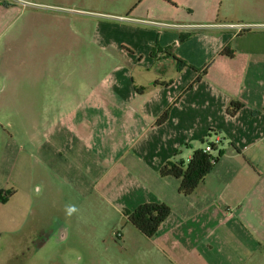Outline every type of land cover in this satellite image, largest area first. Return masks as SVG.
<instances>
[{
    "label": "crops",
    "instance_id": "obj_1",
    "mask_svg": "<svg viewBox=\"0 0 264 264\" xmlns=\"http://www.w3.org/2000/svg\"><path fill=\"white\" fill-rule=\"evenodd\" d=\"M151 3L155 16L160 9L162 17L134 12L109 15L124 21L103 18L96 23L99 45L113 48L119 65L104 78L98 93L82 85L75 97L69 85V136L86 142L90 150L100 116L116 121L117 135L130 139L122 151L137 157L144 169L139 174L135 164L127 170L117 164L113 169L130 183L118 188L113 175L114 197L109 202L116 210L133 211L145 203L171 208L149 239L169 264H260L258 258L264 260V20L235 22L233 0ZM225 47L233 51V58L221 55ZM170 57L185 64L176 61L168 69L160 60L171 64ZM129 66H143L155 76L146 84L135 82ZM232 102L241 108L230 117ZM168 108L167 121L155 126ZM207 137L220 142L213 155L220 151L221 157L195 192L182 196L179 181L161 178L159 168L177 160V155L188 162ZM121 138L115 143L120 149Z\"/></svg>",
    "mask_w": 264,
    "mask_h": 264
},
{
    "label": "rangeland",
    "instance_id": "obj_2",
    "mask_svg": "<svg viewBox=\"0 0 264 264\" xmlns=\"http://www.w3.org/2000/svg\"><path fill=\"white\" fill-rule=\"evenodd\" d=\"M233 3L235 22L264 20V0ZM0 5V264H169L128 222L124 213L132 210H116L109 202L113 175L118 188L130 183L114 167L135 164L139 174L144 169L122 151L130 139L117 135L116 121L100 116L90 150L69 136V85L75 97L82 85L98 93L119 65L113 48L99 45L96 23L134 12L157 18L162 11L156 9L155 16L151 0ZM166 60H160L166 68L177 63L175 57L168 59L171 64ZM128 68L138 83L154 75L143 66ZM120 138L121 149L115 146ZM176 159L187 162L181 155ZM69 205L77 208L71 216Z\"/></svg>",
    "mask_w": 264,
    "mask_h": 264
},
{
    "label": "trees",
    "instance_id": "obj_3",
    "mask_svg": "<svg viewBox=\"0 0 264 264\" xmlns=\"http://www.w3.org/2000/svg\"><path fill=\"white\" fill-rule=\"evenodd\" d=\"M248 30L242 31L247 33ZM222 56L233 58L234 53L229 47H225L221 51ZM180 64H185L183 61L175 58ZM199 81L197 78L190 84L186 91H189ZM241 108V104L232 102L227 110L230 117L236 115L237 111ZM170 108L166 109L163 114L157 119L155 126L164 124L169 117ZM203 148L194 150L187 163L181 160H168L158 171L161 178H173L179 181L178 192L182 196L192 195L198 186L203 182L204 178L211 172L216 162L221 157V152L218 151L217 156L214 152L220 146V142H211L209 137L201 141ZM208 145L211 147L210 152H205L204 147ZM125 216L128 222L144 237L148 239L154 238L160 226L167 220L171 214V208L163 203H145L139 205L133 211H126Z\"/></svg>",
    "mask_w": 264,
    "mask_h": 264
},
{
    "label": "clouds",
    "instance_id": "obj_4",
    "mask_svg": "<svg viewBox=\"0 0 264 264\" xmlns=\"http://www.w3.org/2000/svg\"><path fill=\"white\" fill-rule=\"evenodd\" d=\"M77 211V208L75 205H69L66 207V214L68 216H71L73 213H75Z\"/></svg>",
    "mask_w": 264,
    "mask_h": 264
},
{
    "label": "built area",
    "instance_id": "obj_5",
    "mask_svg": "<svg viewBox=\"0 0 264 264\" xmlns=\"http://www.w3.org/2000/svg\"><path fill=\"white\" fill-rule=\"evenodd\" d=\"M117 19L120 20V21H124V20H125V18H123V17H117ZM216 143H217V142H216ZM204 151H205V152H210V151H211V147L208 146V145H206V146L204 147Z\"/></svg>",
    "mask_w": 264,
    "mask_h": 264
}]
</instances>
